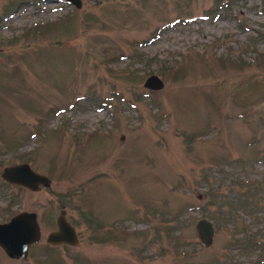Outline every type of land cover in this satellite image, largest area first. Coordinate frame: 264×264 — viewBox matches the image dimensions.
Masks as SVG:
<instances>
[{
  "label": "rangeland",
  "instance_id": "1",
  "mask_svg": "<svg viewBox=\"0 0 264 264\" xmlns=\"http://www.w3.org/2000/svg\"><path fill=\"white\" fill-rule=\"evenodd\" d=\"M80 2L0 0V222L29 211L41 230L27 260L0 248V264L264 259L232 239L264 233V209L233 204L231 219L209 200H251L242 185L264 180V0ZM22 162L50 185L3 181ZM61 209L75 246L46 242Z\"/></svg>",
  "mask_w": 264,
  "mask_h": 264
},
{
  "label": "water",
  "instance_id": "2",
  "mask_svg": "<svg viewBox=\"0 0 264 264\" xmlns=\"http://www.w3.org/2000/svg\"><path fill=\"white\" fill-rule=\"evenodd\" d=\"M67 1L77 8L80 7V0ZM144 86L158 90L163 87V82L156 75H150L145 79ZM1 178L7 184L18 185L31 191H37L40 185L48 187L51 183L46 175L34 171L26 162L5 167ZM195 230L201 243L206 247L210 246L214 236L213 223L201 218L196 222ZM40 238L41 230L34 212L21 211L11 216L8 221L0 222V248L11 259L27 260L30 248L38 244ZM46 242L50 245L70 246L78 243L77 232L66 220L64 209L60 210L56 218V230L47 235Z\"/></svg>",
  "mask_w": 264,
  "mask_h": 264
},
{
  "label": "trees",
  "instance_id": "3",
  "mask_svg": "<svg viewBox=\"0 0 264 264\" xmlns=\"http://www.w3.org/2000/svg\"><path fill=\"white\" fill-rule=\"evenodd\" d=\"M243 188L252 187V199L249 200L245 194L238 193L235 196H229L225 193L216 192L214 194H210L209 200L210 204L214 207H217L215 210L222 217H229L234 219V210L229 206L240 205L242 208L251 209L253 207H260L264 209V197L260 199L257 197V192H255L256 188L264 187V180L259 182H247L242 185ZM248 189V188H247ZM228 207V209H225ZM232 239L237 244L236 246H240L243 249H256L264 252V233L261 231H252L249 227L245 225H237L232 228ZM252 264H264L263 258H258Z\"/></svg>",
  "mask_w": 264,
  "mask_h": 264
}]
</instances>
